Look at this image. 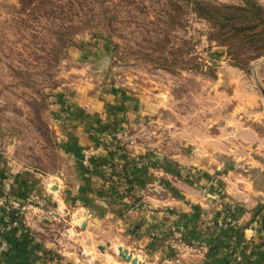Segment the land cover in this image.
<instances>
[{"label": "crops", "instance_id": "obj_1", "mask_svg": "<svg viewBox=\"0 0 264 264\" xmlns=\"http://www.w3.org/2000/svg\"><path fill=\"white\" fill-rule=\"evenodd\" d=\"M257 65L251 83L223 68L218 80L229 81L214 86L215 115L170 155L122 152L109 136L149 114L144 97L115 89L61 97L52 120L66 171L0 164V264H130L120 252L138 264H264V65ZM87 149L95 153L85 165ZM11 200L23 210L10 209Z\"/></svg>", "mask_w": 264, "mask_h": 264}, {"label": "rangeland", "instance_id": "obj_2", "mask_svg": "<svg viewBox=\"0 0 264 264\" xmlns=\"http://www.w3.org/2000/svg\"><path fill=\"white\" fill-rule=\"evenodd\" d=\"M212 32L190 0H0V164L66 171L53 127L56 103L108 96L109 89L142 96L151 110L109 135L122 152L180 149L215 115L214 86L229 81L218 80L232 66ZM261 63L264 56L237 69L251 83Z\"/></svg>", "mask_w": 264, "mask_h": 264}, {"label": "trees", "instance_id": "obj_3", "mask_svg": "<svg viewBox=\"0 0 264 264\" xmlns=\"http://www.w3.org/2000/svg\"><path fill=\"white\" fill-rule=\"evenodd\" d=\"M190 4L193 13L211 26L209 38L226 47L232 67L247 69L249 62L264 56V6L258 1L190 0Z\"/></svg>", "mask_w": 264, "mask_h": 264}, {"label": "built area", "instance_id": "obj_4", "mask_svg": "<svg viewBox=\"0 0 264 264\" xmlns=\"http://www.w3.org/2000/svg\"><path fill=\"white\" fill-rule=\"evenodd\" d=\"M94 151L87 149L82 151V158H84L85 160H89L90 157H92L94 155ZM6 192V190H5ZM10 209L12 210H23L19 207L18 203H16L15 201L11 200L8 202ZM12 225H16L15 223H12ZM170 247L173 248L176 252L180 253V247H178V245L176 243L170 242L169 243ZM5 248L4 245H0V253L1 251Z\"/></svg>", "mask_w": 264, "mask_h": 264}, {"label": "water", "instance_id": "obj_5", "mask_svg": "<svg viewBox=\"0 0 264 264\" xmlns=\"http://www.w3.org/2000/svg\"><path fill=\"white\" fill-rule=\"evenodd\" d=\"M57 188L55 186L51 187V191L55 192ZM120 257H122L123 260L126 262H129L130 264H138L136 259H131L129 256L125 257L124 253L120 252Z\"/></svg>", "mask_w": 264, "mask_h": 264}]
</instances>
